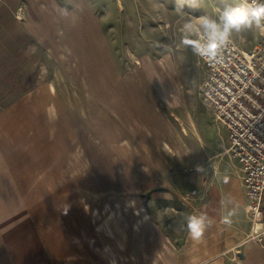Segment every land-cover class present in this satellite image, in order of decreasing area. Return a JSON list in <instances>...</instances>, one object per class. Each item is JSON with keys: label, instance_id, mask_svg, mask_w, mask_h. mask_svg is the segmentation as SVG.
<instances>
[{"label": "rangeland", "instance_id": "374dc122", "mask_svg": "<svg viewBox=\"0 0 264 264\" xmlns=\"http://www.w3.org/2000/svg\"><path fill=\"white\" fill-rule=\"evenodd\" d=\"M229 6L238 4H0V116L7 113L9 133L18 139L16 159L28 166L31 187L38 185L46 225L65 232L70 222L72 242H128L130 195L139 202L151 192L186 198L195 181L205 189L216 165L230 163L226 132L201 97L205 72L195 39L206 29L187 23L202 15L222 23ZM258 29L253 21L228 36L249 52ZM17 110L33 114L25 118L22 141Z\"/></svg>", "mask_w": 264, "mask_h": 264}, {"label": "crops", "instance_id": "0c3cea01", "mask_svg": "<svg viewBox=\"0 0 264 264\" xmlns=\"http://www.w3.org/2000/svg\"><path fill=\"white\" fill-rule=\"evenodd\" d=\"M6 114L0 116V264H264V250L247 240V204L231 160L216 165L205 189L195 181L186 198L151 192L149 201L139 202L130 195L128 242H72L77 234H72L70 222L61 232L40 218L38 185L31 187L34 179L24 173L28 166L16 159L18 139L9 133ZM14 114L22 141L25 118L33 114ZM179 203L185 206L179 208ZM192 218L201 221L198 238L189 227Z\"/></svg>", "mask_w": 264, "mask_h": 264}, {"label": "built area", "instance_id": "2783aa9c", "mask_svg": "<svg viewBox=\"0 0 264 264\" xmlns=\"http://www.w3.org/2000/svg\"><path fill=\"white\" fill-rule=\"evenodd\" d=\"M258 26L259 40L249 52L228 35L218 39L208 30L196 34L195 47L205 72L202 100L226 132L227 154L239 172L250 225L247 240L264 250V21Z\"/></svg>", "mask_w": 264, "mask_h": 264}, {"label": "clouds", "instance_id": "9594fccd", "mask_svg": "<svg viewBox=\"0 0 264 264\" xmlns=\"http://www.w3.org/2000/svg\"><path fill=\"white\" fill-rule=\"evenodd\" d=\"M220 21L218 23L209 15L195 16L187 23L190 26L193 22L198 23L210 34L218 39H226L231 30H239L255 21L260 24L264 21V0L260 3L252 5H238L225 7L220 13ZM193 237L198 238L202 232L201 221L197 218H192L189 223Z\"/></svg>", "mask_w": 264, "mask_h": 264}]
</instances>
